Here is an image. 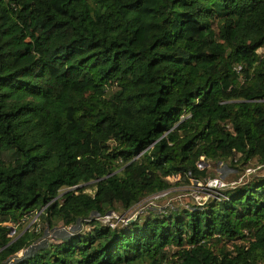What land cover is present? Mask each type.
<instances>
[{"label": "trees", "instance_id": "obj_1", "mask_svg": "<svg viewBox=\"0 0 264 264\" xmlns=\"http://www.w3.org/2000/svg\"><path fill=\"white\" fill-rule=\"evenodd\" d=\"M260 48L264 0H0V264H264V173L96 219L204 180L199 162L264 166ZM32 212L91 229L19 256Z\"/></svg>", "mask_w": 264, "mask_h": 264}, {"label": "rangeland", "instance_id": "obj_2", "mask_svg": "<svg viewBox=\"0 0 264 264\" xmlns=\"http://www.w3.org/2000/svg\"><path fill=\"white\" fill-rule=\"evenodd\" d=\"M258 53L264 54V48L258 49ZM200 166L205 167L208 171V176L204 180L196 182L195 180L185 182L183 180L171 181L174 185L162 193L150 195L142 199L139 203L135 204L127 210H123L121 207H117V212H111L108 215L97 217L96 219L102 224L121 225L128 220H132L136 217L143 218L149 210L164 211L166 208L172 206L188 207L194 205H202L209 199V197L219 193L220 189L217 187H210L208 180L211 178H218L225 184L224 187H232L235 185L243 184L248 181L252 174L264 173V166L260 165L255 159L247 162L246 164H231L229 162H201ZM84 184L82 186H88ZM222 187V188H224ZM66 189H61L62 193ZM91 192V189H86ZM38 212H32L23 217L19 226H13L11 228L10 235H15L21 226L24 228H30L33 231L43 230L42 236L39 240L25 250L21 251L18 255L28 254L34 251L36 248L46 245L47 243L56 242L70 235L74 231H78L81 228L85 231L91 229L90 226L78 225L74 227L64 226L62 222L57 221L52 227H44V221H40L36 218Z\"/></svg>", "mask_w": 264, "mask_h": 264}, {"label": "built area", "instance_id": "obj_3", "mask_svg": "<svg viewBox=\"0 0 264 264\" xmlns=\"http://www.w3.org/2000/svg\"><path fill=\"white\" fill-rule=\"evenodd\" d=\"M200 164H201V162H199L198 163V166L200 167V168H203L202 166H200ZM208 185L210 186V187H217L216 189H222V187H224L225 186V184L221 181V179H218V178H211V179H209L208 180ZM225 188V187H224ZM127 222V221H126ZM125 222V223H126ZM110 226L111 227H114V225L113 224H110Z\"/></svg>", "mask_w": 264, "mask_h": 264}, {"label": "water", "instance_id": "obj_4", "mask_svg": "<svg viewBox=\"0 0 264 264\" xmlns=\"http://www.w3.org/2000/svg\"><path fill=\"white\" fill-rule=\"evenodd\" d=\"M76 187H82V185L76 186ZM111 213V212H110Z\"/></svg>", "mask_w": 264, "mask_h": 264}]
</instances>
